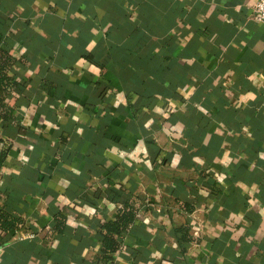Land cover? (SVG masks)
I'll return each mask as SVG.
<instances>
[{
	"label": "crops",
	"instance_id": "1",
	"mask_svg": "<svg viewBox=\"0 0 264 264\" xmlns=\"http://www.w3.org/2000/svg\"><path fill=\"white\" fill-rule=\"evenodd\" d=\"M253 5L0 0L18 84L16 122L0 120V210L22 221L0 231V264H97L99 227L120 206L111 191L142 202L112 264H264Z\"/></svg>",
	"mask_w": 264,
	"mask_h": 264
},
{
	"label": "trees",
	"instance_id": "2",
	"mask_svg": "<svg viewBox=\"0 0 264 264\" xmlns=\"http://www.w3.org/2000/svg\"><path fill=\"white\" fill-rule=\"evenodd\" d=\"M4 33L0 30V120L4 123L13 125L16 122L13 110L8 103V97L17 88L18 84L11 74L14 64V58L10 52L3 48ZM9 125V126H11ZM6 151L0 152V171L5 164ZM119 192V191H118ZM121 191L119 193L111 191L107 195L112 202L120 204L115 217L112 220L103 222L99 227L101 233V248L97 255V264L99 262L112 264L114 255L118 253L123 244V237L130 231V228L136 222L137 214L142 209V202L137 197H124ZM188 212H192V208L185 206ZM57 221L56 228L63 234L65 223ZM64 220V219H63ZM62 221V223H61ZM22 223L17 214L0 210V231L12 232ZM188 227L180 228L176 232L178 243L181 247L191 242L188 237ZM182 250H184L182 248Z\"/></svg>",
	"mask_w": 264,
	"mask_h": 264
},
{
	"label": "built area",
	"instance_id": "3",
	"mask_svg": "<svg viewBox=\"0 0 264 264\" xmlns=\"http://www.w3.org/2000/svg\"><path fill=\"white\" fill-rule=\"evenodd\" d=\"M252 19L257 23L264 22V0H254V5L252 7ZM26 236L28 238L33 237L32 235H26Z\"/></svg>",
	"mask_w": 264,
	"mask_h": 264
},
{
	"label": "clouds",
	"instance_id": "4",
	"mask_svg": "<svg viewBox=\"0 0 264 264\" xmlns=\"http://www.w3.org/2000/svg\"><path fill=\"white\" fill-rule=\"evenodd\" d=\"M88 50L90 51V50H91V48H89ZM80 63H81V64H83V63H84V61H81ZM93 71H95V69H93ZM68 224H69V225H72V221H71V219H69V220H68Z\"/></svg>",
	"mask_w": 264,
	"mask_h": 264
}]
</instances>
